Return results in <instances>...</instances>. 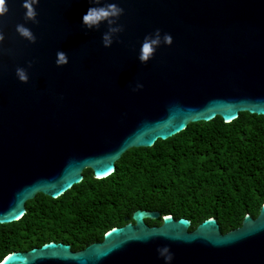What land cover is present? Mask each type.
I'll use <instances>...</instances> for the list:
<instances>
[{
	"label": "water",
	"instance_id": "95a60500",
	"mask_svg": "<svg viewBox=\"0 0 264 264\" xmlns=\"http://www.w3.org/2000/svg\"><path fill=\"white\" fill-rule=\"evenodd\" d=\"M0 16V224L21 219L39 193L58 198L92 169L113 174L132 148L151 147L190 123L241 112L264 115V0H103L124 8V31L104 47L108 25L87 29L93 0H40L37 20H25L24 0H7ZM29 27L35 43L23 38ZM160 29L174 37L146 64L143 39ZM62 50L69 63L57 66ZM32 62L29 67V62ZM17 67L29 81L21 82ZM137 82L144 87L134 91ZM162 218L151 226L147 219ZM100 242L74 251L50 241L8 253L0 264H264V204L227 233L216 218L191 221L138 209Z\"/></svg>",
	"mask_w": 264,
	"mask_h": 264
},
{
	"label": "trees",
	"instance_id": "16d2710c",
	"mask_svg": "<svg viewBox=\"0 0 264 264\" xmlns=\"http://www.w3.org/2000/svg\"><path fill=\"white\" fill-rule=\"evenodd\" d=\"M116 164L103 179L85 169L83 180L60 197L39 193L21 219L0 224V263L10 252L50 241L82 250L127 217L133 222L138 209L189 219L191 230L211 217L223 233L239 228L264 204V115L190 123L151 147L128 150Z\"/></svg>",
	"mask_w": 264,
	"mask_h": 264
},
{
	"label": "clouds",
	"instance_id": "9594fccd",
	"mask_svg": "<svg viewBox=\"0 0 264 264\" xmlns=\"http://www.w3.org/2000/svg\"><path fill=\"white\" fill-rule=\"evenodd\" d=\"M40 0H24L23 7L26 9L25 20H31L34 23H39L37 20L38 12L37 6ZM7 0H0V16L8 13L9 7L7 6ZM118 3L115 2H103V0H93L92 6L89 7L86 14L82 17V25L87 29H98L102 24L108 25V31L102 36V43L104 47H111L114 41L118 38V34L124 31V26L119 24V18L124 13ZM17 32L31 43H35L37 40L33 31L24 24H18L16 26ZM4 40L3 30L0 29V42ZM174 42V37L170 33H162L160 29H156L154 33L146 35L140 47L138 59L141 63H148L155 55L157 49L166 44L171 46ZM57 66H64L69 63V56L66 52L59 50L56 53ZM32 62H29L31 67ZM17 78L24 83H27L30 79L27 68L17 67ZM144 87L143 83L137 82L134 91H138ZM160 257L165 261V264H172L174 260V253L171 251L170 246L165 245L157 249Z\"/></svg>",
	"mask_w": 264,
	"mask_h": 264
}]
</instances>
